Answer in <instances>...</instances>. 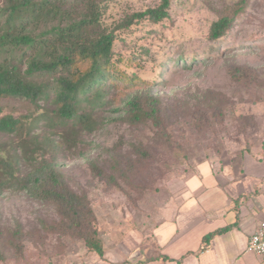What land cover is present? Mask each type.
<instances>
[{
    "label": "rangeland",
    "instance_id": "1",
    "mask_svg": "<svg viewBox=\"0 0 264 264\" xmlns=\"http://www.w3.org/2000/svg\"><path fill=\"white\" fill-rule=\"evenodd\" d=\"M96 1L111 27L160 2ZM240 1L244 8L230 29L210 41V24ZM113 59L138 83L116 80L108 88L107 81L103 102L92 110L94 129L75 127L76 143L51 145L50 156L68 186L89 200L107 258L129 264L158 253L152 227L198 163L237 160L264 146V0H170L161 21L115 29ZM136 92L159 99L154 122L130 123L117 109ZM0 106L21 116L23 129L35 114L23 98L1 97ZM68 125L53 129L40 121L30 132H0V151L13 158L19 176L30 177L34 167L21 145L44 137L59 142L70 135ZM58 217L52 202L1 181L0 264H98L81 238L58 232Z\"/></svg>",
    "mask_w": 264,
    "mask_h": 264
},
{
    "label": "trees",
    "instance_id": "2",
    "mask_svg": "<svg viewBox=\"0 0 264 264\" xmlns=\"http://www.w3.org/2000/svg\"><path fill=\"white\" fill-rule=\"evenodd\" d=\"M242 4L238 2L210 24V41L226 34L244 8ZM169 5L170 0H160L155 6L128 14L114 27L103 24L104 6L96 0H4L0 5V98H23L34 105L35 113L23 129L21 116L3 114L0 106V132H30L40 121L53 129L64 124L72 127L70 135L63 134L59 142L44 137L28 147L21 141L34 167L30 177L19 176L11 167L13 158L0 151V182L16 185L35 199L52 202L59 216L58 232L81 238L87 251L100 257L104 254L103 242L90 202L84 193L68 186L57 169L56 158L50 156L51 145L58 148L63 141L76 143L72 138L75 127L94 129L92 110L103 102L107 81L108 88L116 80L128 86L138 83L137 74L127 75L116 68L115 29L142 19L157 23L168 16ZM35 76H45L47 80L36 81ZM40 100L49 102V108L39 107ZM158 106L155 95L136 92L117 109L130 123L154 122ZM222 231L224 228L206 234L204 244Z\"/></svg>",
    "mask_w": 264,
    "mask_h": 264
},
{
    "label": "crops",
    "instance_id": "3",
    "mask_svg": "<svg viewBox=\"0 0 264 264\" xmlns=\"http://www.w3.org/2000/svg\"><path fill=\"white\" fill-rule=\"evenodd\" d=\"M234 157L196 165L179 199L152 227L158 253L129 264H264V254L245 249L264 218V146ZM222 228L204 244L206 234ZM92 257L98 264H120L105 252Z\"/></svg>",
    "mask_w": 264,
    "mask_h": 264
},
{
    "label": "built area",
    "instance_id": "4",
    "mask_svg": "<svg viewBox=\"0 0 264 264\" xmlns=\"http://www.w3.org/2000/svg\"><path fill=\"white\" fill-rule=\"evenodd\" d=\"M246 251L264 254V218L261 219L246 243Z\"/></svg>",
    "mask_w": 264,
    "mask_h": 264
}]
</instances>
